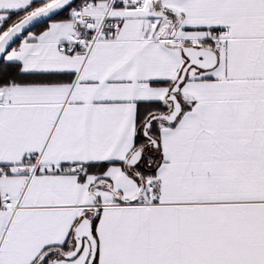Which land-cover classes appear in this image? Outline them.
I'll return each instance as SVG.
<instances>
[{
    "label": "snow or ice",
    "instance_id": "1",
    "mask_svg": "<svg viewBox=\"0 0 264 264\" xmlns=\"http://www.w3.org/2000/svg\"><path fill=\"white\" fill-rule=\"evenodd\" d=\"M0 264H264V0H0Z\"/></svg>",
    "mask_w": 264,
    "mask_h": 264
}]
</instances>
